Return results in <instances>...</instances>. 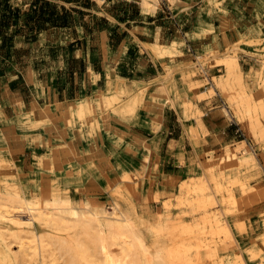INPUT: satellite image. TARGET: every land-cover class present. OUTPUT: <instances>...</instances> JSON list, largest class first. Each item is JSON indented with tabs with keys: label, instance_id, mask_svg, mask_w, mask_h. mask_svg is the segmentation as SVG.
Masks as SVG:
<instances>
[{
	"label": "rangeland",
	"instance_id": "rangeland-1",
	"mask_svg": "<svg viewBox=\"0 0 264 264\" xmlns=\"http://www.w3.org/2000/svg\"><path fill=\"white\" fill-rule=\"evenodd\" d=\"M32 1L8 0L7 5L10 6V10H19L16 23H14L16 25L10 27L8 34H13L14 28H19L20 32L14 35L12 48H0V77L12 80L15 75H25V72H28L26 76L28 81L36 84L33 81L36 75L37 79L49 83L55 67L50 59L60 54L59 41L67 43L71 37L75 36V33L74 31L49 32L41 39L49 42L50 47H38V44L26 46L24 34L27 33V30L24 27V21ZM42 1L54 4L60 11L63 9L69 11L74 24H84L91 28H95L97 25L101 27L103 21L91 12L93 10L103 13L112 8L117 12H128L129 14L134 12L132 3H128L130 6H127L124 1L117 3L113 0L114 3H109L108 7L105 4L112 0ZM0 2L3 1L0 0ZM2 13L3 9H1L0 15ZM46 29L48 28L46 27ZM173 45L176 46V43ZM64 48L63 46L62 49ZM225 56L236 57V55L228 54L218 55L211 50L205 53L203 61L201 59L197 61L199 65L208 68L211 66L210 57L215 60L214 64L217 65L221 63L218 58ZM223 65L224 76H219L217 79L212 78V82L219 88L231 106L235 119H240L237 121L241 125L245 138L251 142L252 149L260 155L264 164V57L260 58L258 68L246 77V79L253 77L256 91L248 88L239 66L234 72L237 63L230 66ZM31 67L35 70L33 75L31 71L29 72ZM196 72L191 70L183 73L190 78L196 75ZM16 82L19 88L24 84L21 77ZM218 82L221 84L219 87ZM3 83L6 84V81ZM169 84L170 87L167 90L160 92L176 93L174 81ZM133 86L134 84L130 88L126 87L127 91L124 90L123 93L118 91L117 86L113 91H109L108 94L114 95L113 100L110 104L104 103L103 109L86 113L81 117L78 116L79 119L75 116H66L67 120L60 123L61 131L58 129L49 132L52 124L48 121V116L51 112L47 111L49 108H55L51 105H46L42 109L37 108L40 112L39 119H35L33 111L31 113L19 112L15 121L5 123L0 114V214L6 217L8 212L14 211L11 218L0 222V237H2L0 239V262L2 259L5 260H2L1 264H43V262L44 264H101L100 255L93 247V243H97L96 241L99 239L91 228L94 224L90 220L82 221L80 215L82 223L81 221L80 223L76 222L73 224L75 227L72 225L69 231L55 221L46 225L36 222L31 227H26L22 224L24 215L19 211L20 203L24 198L38 202L43 196L50 193L69 196L71 188H74L75 191L81 189L87 195L95 191V189H91L94 188V182L102 183L101 189L110 199L108 208L111 204L116 203L126 213L133 228L135 227L134 230H137L136 232L142 239L146 251L157 252L161 256L156 264H167V253L171 250L181 251L179 255L184 256L188 261L197 259L195 264H264V232L254 240L239 238L238 236L245 231L242 224H236L237 214L245 211L251 205L262 202L260 200L250 203L245 198L242 191L243 186L250 184L247 178L239 180L238 177L243 173L259 171V168L258 165L253 170L246 167L227 166L229 162H226L228 160L225 155L231 149L229 146L217 153L209 154L211 159L202 163L200 169L207 178L200 176L181 181L172 195L164 199L154 195L152 198L155 202L154 206L149 208L146 213L142 211L139 206L140 195L136 191V181L139 175L130 162L132 154L137 155L138 152L133 151L132 145L125 143L124 139L128 138V135L124 132L118 135L117 129L112 125V123L114 125L118 123L129 126L137 118L143 101L138 103L135 102L134 97H131ZM212 92L213 90L209 94ZM203 97L204 95L198 98ZM128 104H130L129 109H124ZM190 105L188 103L182 106L187 110L191 107ZM59 106L62 107V105ZM85 115L87 116L85 117ZM185 117L187 116L185 115ZM35 120L38 122L33 123ZM252 126L253 130L250 128ZM100 128L105 129L106 132L104 144L99 140ZM131 140L136 143V146L143 147L142 141L134 137ZM107 144L112 149L110 153H107V156L113 163L112 174H108L109 176L101 174L99 171V168L109 163L107 156L100 155L98 151L104 149ZM23 148L28 151L24 153ZM14 150L23 154L20 162H16L15 158L11 157ZM239 150H248L244 142L235 146L237 153L240 152ZM207 165L211 167L210 171L206 170ZM93 200L94 203L107 208L103 203ZM165 211L167 212L165 213ZM164 216L169 219L165 218V220ZM167 222L169 225H166ZM42 225L44 226L42 227ZM262 226L264 227V222ZM223 227L229 228L230 239H227L222 233ZM64 228H66L65 231ZM154 228L162 234H158ZM185 228L186 230H184ZM106 236L110 241L109 234ZM72 240L76 244L67 245L66 242ZM61 242H63V246L60 245ZM22 243L31 246L27 249L29 252L26 250L24 255L18 253ZM183 243L189 247L187 252L178 249ZM43 244H47V247ZM132 244L134 247L132 245L125 250V245L121 241L117 245L111 244L110 253L113 259L125 264H144L140 250L134 243ZM5 249L9 250L11 255H5Z\"/></svg>",
	"mask_w": 264,
	"mask_h": 264
},
{
	"label": "crops",
	"instance_id": "crops-1",
	"mask_svg": "<svg viewBox=\"0 0 264 264\" xmlns=\"http://www.w3.org/2000/svg\"><path fill=\"white\" fill-rule=\"evenodd\" d=\"M115 1H124L127 6L132 3L133 14L117 12L112 8L103 13L93 10L91 12L103 20L101 27L73 24L65 28H48L38 33L35 41L24 43L26 46L38 44V47L48 48L49 42L41 39L47 33H75L67 43L59 41L60 54L50 59L55 67L49 83L37 79L36 75L33 79L36 84L28 81V72L15 75L12 80L0 77V114L5 123L15 121L19 112L33 111L35 119H39L37 108L51 105L55 108L47 111L51 112L48 116L52 124L49 132L61 131L60 123L67 120L65 110L72 102L78 103L80 98L89 101L90 112H94L103 109L104 103L98 104L95 99L105 93L108 84L113 91L119 82H123L127 91L126 87L134 84V89L138 86L135 82H140L139 86L147 87V90L141 99L143 103L137 118L129 126L112 125L118 135L121 132L128 135L125 143L138 152L136 156L132 154L130 162L138 171L136 191L140 195L139 206L146 213L155 204L152 200L154 195L168 198L181 181L200 176L207 178L200 166L211 159L209 154L217 153L226 146L234 149L242 141L252 148L231 106L212 82V78L224 76V65H215V60L210 57L211 66L204 68L197 60L203 61L205 53L211 50L218 55H236L234 72L239 66L248 88L256 91L253 77H246L258 68L260 58L264 57V0ZM109 3L114 1L107 2L105 6L108 7ZM156 42L171 45L172 55L159 60L144 46ZM218 59L223 60V57ZM90 70L97 75L94 81ZM191 70L197 71L196 75L188 78L183 72ZM30 71L35 74L33 67L29 68ZM167 75L169 83L174 81L176 93L156 89L160 77ZM19 77L24 83L21 88L16 82ZM202 95L204 97L199 99ZM188 103L191 107L185 110L182 105ZM129 107L128 104L124 109ZM75 117L78 118L77 115ZM75 122L78 125L77 120ZM105 134V129L100 128L99 140L103 144ZM132 137L142 141L143 147L136 146ZM104 147L98 151L100 155L107 156L112 149L108 144ZM23 150L24 153L28 151L26 148ZM255 154L259 171L243 173L238 178H247L253 186H264L263 160L257 152ZM11 157L20 162L23 154L14 150ZM107 161L109 163L99 171L109 176L113 163L108 156ZM101 186V182H94L91 189L95 191L87 195L81 189L75 191L71 188L68 195L75 203L92 204L95 199L107 207L110 199ZM263 222L262 200L236 215V224H242L245 231L238 237L256 239L264 232Z\"/></svg>",
	"mask_w": 264,
	"mask_h": 264
},
{
	"label": "bare ground",
	"instance_id": "bare-ground-1",
	"mask_svg": "<svg viewBox=\"0 0 264 264\" xmlns=\"http://www.w3.org/2000/svg\"><path fill=\"white\" fill-rule=\"evenodd\" d=\"M209 1H211V0H209ZM144 46L152 55L157 57L159 60H162L167 55H169V56L172 55V46L171 45H166V44H161V43H150V44H145ZM236 60H237L236 57H233V56L232 57L231 56L226 57L225 56V57H223V60H221L220 62L225 64V65L230 66L232 64H236L237 63ZM90 77L94 81L95 78L97 77V75H95L92 72V70H90ZM215 79H217V78L215 77ZM169 81H170L169 75L160 77V79L158 80V84H157L156 89L158 91L167 90L170 87ZM135 83L138 86L136 85L137 87H135L133 89L134 100H135V102L140 103L142 96L144 95V93L147 90V87L143 88V87L139 86L140 82H135ZM220 85L221 84L218 82V87ZM146 86H147V84H146ZM117 89L120 93L124 92L123 82H119L117 84ZM110 90H111V87L108 84L106 89H105V93H101L100 95H98L96 97V99H95L96 102L98 104H100V103L101 104L102 103L110 104L111 101L113 100L112 97H109L110 95H108ZM112 96H114V95H112ZM90 111H91V105H90L89 101H80L78 103L72 102L68 106V108L65 110V113L69 116L77 115V116L81 117L84 114L89 113ZM237 120H240V119H237ZM250 128H252L251 130H253V126ZM243 142L245 144V147L248 150H241V151L239 150L240 152L237 153L235 151V148L230 149V151L227 152L225 155L226 159L228 160V161H226V160L225 161L229 162V164H227V166L246 167L249 170L250 169L251 170L256 169V167H257L256 154L249 144H247L245 141H242V143ZM206 170L210 171L211 167L209 165H207ZM242 191L245 195V198L248 199L250 201V203H256V202H259L260 200L264 199V186L255 187L253 185L248 186V185L244 184ZM20 206H21V209L19 211L22 212V214L24 215V220H23L22 224L26 227H31V225H34V223H36V222L40 223V224L43 223L44 225H46L47 223L49 224V222L55 221V223H57L63 227H66L69 231V228H71L73 224H76V222L80 223V221H81L80 215L82 217V221L83 220H90L94 225L93 226L89 225V226H92L91 228H93V230H94L93 232H95L96 236L98 237L97 239H99L96 241L97 243H95V244L93 243V247L98 251V253L100 255L99 261L101 264H125L122 261L119 262V261H116L115 259H113V257L111 256V253H110L111 244L117 245L119 241H121L125 245L124 250L126 248L127 249L130 248L133 245L132 243H134L135 246L141 252V256L143 258L144 264H156L161 259V256L157 252L149 253L146 251L142 239L140 238V236L136 232L137 230L136 231L134 230L135 227L133 228L130 219L128 218L126 213L123 210H121L120 207L118 206V204H116V203L111 204L109 208H105L104 206L99 205L98 203L88 204L85 202L82 203V201L79 203L78 202L75 203L71 198H69V196H66V195L61 196V195L50 193L49 195L43 196L41 198V200L38 202L29 201L26 198H24L23 201L20 203ZM163 208H166V207H163ZM81 212H83V213H81ZM166 212L167 211H165V213ZM7 214H8V216H6V217H4V215L1 216V214H0V222H5L8 218H11L12 215L14 214V211H10ZM52 216H54V218H52ZM165 218L169 219V217L164 216V219ZM205 219H207V218L205 217ZM217 220H215V221L217 223H219ZM82 221H81V223H82ZM44 225H42V227ZM83 225H85V224L83 223ZM166 225H169V223L167 222ZM166 225H164V226H166ZM182 225H183V223H182ZM184 226H186V225L184 224ZM86 227L88 228V226H86ZM176 227H178V226H176ZM66 228H64V231L66 230ZM173 228H175V227H173ZM178 228H180V227H178ZM154 229L158 233V230H156V228H154ZM166 229H167V226H166ZM58 230L60 231V229H58ZM184 230H186V228ZM70 231H71V229H70ZM105 231H107L108 233H106ZM187 231H185V232H187ZM222 233L225 235V237L227 239H230L229 236H231V232H230L228 227H223ZM106 234H109L110 241L107 240ZM160 234H162V232ZM116 235H118V238H116ZM44 236H46V235H44ZM1 238L2 237H0V239ZM66 238L68 239V237H66ZM72 241L66 242L67 245H72L74 243V240H72ZM229 241L231 242V240H229ZM74 244H76V243H74ZM43 245L46 246L47 244L46 245L43 244ZM43 245H42V248L44 249ZM60 245L63 246L64 245L63 242H61ZM203 246L205 247V245H203ZM133 247H134V245H133ZM167 247H168V245H167ZM29 248H31V246H29L27 243H22L19 246L18 253L24 255L26 253V250ZM199 248H200V246H199ZM199 248H197V249H199ZM178 249H182V252H187L189 250V247L183 243V244H181L180 248H178ZM4 252H6L5 255H11V252L7 249H5ZM180 252L181 251H179V250H175V251L171 250L167 253L169 264H193V263L195 264V262L198 261L197 259L188 261L184 258V256L179 255ZM45 253H44V255H45ZM207 254H208V252H207ZM43 256H42V258H43ZM39 257H41V256H39ZM44 257H46V256H44ZM142 258H141V260H142ZM8 259H9V257H8ZM2 260H1V262H2ZM163 260H165V259H163ZM3 261H5V260H3ZM1 262H0V264H1ZM168 262H167V264H168ZM39 263H41V262H39ZM43 264H44V262H43ZM235 264H237V263H235Z\"/></svg>",
	"mask_w": 264,
	"mask_h": 264
},
{
	"label": "trees",
	"instance_id": "trees-1",
	"mask_svg": "<svg viewBox=\"0 0 264 264\" xmlns=\"http://www.w3.org/2000/svg\"><path fill=\"white\" fill-rule=\"evenodd\" d=\"M0 8L3 13L0 15V48L10 49L13 47L14 35L20 32L19 28H14L13 34H8L10 27L16 25L18 9L10 10L7 5L8 0H2ZM0 9V11H1ZM25 26L27 33L24 34L26 42H33L37 39L38 33L47 28H65L74 24L72 15L63 9L60 11L54 4L42 0H33L29 10L25 14ZM16 27V26H14Z\"/></svg>",
	"mask_w": 264,
	"mask_h": 264
},
{
	"label": "built area",
	"instance_id": "built-area-1",
	"mask_svg": "<svg viewBox=\"0 0 264 264\" xmlns=\"http://www.w3.org/2000/svg\"><path fill=\"white\" fill-rule=\"evenodd\" d=\"M262 178L264 179V174L262 175Z\"/></svg>",
	"mask_w": 264,
	"mask_h": 264
}]
</instances>
